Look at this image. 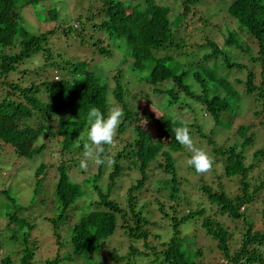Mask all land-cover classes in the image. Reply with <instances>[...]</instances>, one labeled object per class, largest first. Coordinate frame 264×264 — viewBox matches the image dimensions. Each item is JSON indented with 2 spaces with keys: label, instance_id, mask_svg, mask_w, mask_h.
I'll use <instances>...</instances> for the list:
<instances>
[{
  "label": "trees",
  "instance_id": "1",
  "mask_svg": "<svg viewBox=\"0 0 264 264\" xmlns=\"http://www.w3.org/2000/svg\"><path fill=\"white\" fill-rule=\"evenodd\" d=\"M97 1L101 4L94 7L101 18L91 27L103 35L94 43L100 56H112L121 49L114 71L103 68L98 57L84 59L53 49L51 36L70 31L59 15L58 0H0V148L9 145L19 161L36 153L52 154V162H40L34 170L32 200L42 186L43 175L55 169L51 178L54 187L49 190L55 215L47 220L55 244H66L67 252L47 259L45 264L79 257L88 261L101 254L118 220L127 234L125 253L131 261L150 255L149 248L154 260L162 264H264V141L247 156L252 150L247 147L264 132V0H213L216 5L209 16L200 5L210 0H175L174 5L166 0ZM33 6L39 7L38 21L56 25L30 30L22 12L32 11ZM90 18L88 13L86 19ZM80 19L76 14L79 26L73 28L82 37ZM135 79L147 83L144 96L137 95ZM242 92L248 97L253 120L234 126L240 118L234 106L239 108ZM134 98L139 101H132ZM151 98L179 109L195 107L216 126L226 122L230 133L218 144L215 126L206 134L200 119L187 122L170 116L159 111ZM111 106L124 112L114 137L124 145L116 153L108 151L110 145H106L104 164L97 166L90 160L88 168L81 169L84 144L88 143L83 137L88 111L97 107L107 115ZM138 116L143 118L139 123ZM150 126L154 130H149ZM180 126L206 139L214 156L213 166L219 164V179L223 176L234 181L238 191L231 193L220 181L214 187L203 180L198 189L206 196L208 207L197 204L180 216H171L170 235L163 241L161 233L153 230L159 218L145 215L135 198L152 176L160 175L157 171L169 177L170 190L178 188L175 155L184 145L177 142L173 130ZM108 164L109 186L124 168L138 169L136 182L125 190L123 205L98 184ZM74 169L83 173L82 182L71 178ZM0 192L12 208L6 214L10 227L25 206L9 188ZM257 204L259 221L250 216L257 213ZM243 206L246 210L250 206L249 213L239 210ZM189 219L199 221L205 235L213 240L219 253L217 261H204L199 245L183 235L182 226ZM229 221L237 224L235 230ZM25 223L27 230L8 236L21 246L19 261L6 255L0 264H32L37 240H29L33 225ZM139 240L142 246L135 245ZM106 252L108 249L105 258L123 259ZM101 258L105 260L102 254Z\"/></svg>",
  "mask_w": 264,
  "mask_h": 264
},
{
  "label": "rangeland",
  "instance_id": "2",
  "mask_svg": "<svg viewBox=\"0 0 264 264\" xmlns=\"http://www.w3.org/2000/svg\"><path fill=\"white\" fill-rule=\"evenodd\" d=\"M166 1L171 3V5L177 3L175 0ZM212 2L213 0H210V3H202L200 5L201 10L207 16L214 12L212 8L215 7L216 3ZM58 3V7H60L59 12H61L59 15L61 18L63 17L66 20L64 24H69L70 31L66 35L60 33V36H51L50 41L52 43L53 49H60L64 51V53L66 52L68 55L73 54L85 56L80 57L84 59L98 57V61L102 63L103 68L114 71V69L117 68L120 60L119 57L121 49L119 48L118 50H115L112 56H100L97 52V45L94 43L96 39L101 38L103 35L100 31L92 30L91 27L92 23L98 22L99 18H101L97 12V9L94 7L100 5L101 3H98L97 0H80L77 2L76 0H58ZM38 8V6H33L32 11H20L23 13L25 24L30 30L37 32L40 31L39 28L47 29L51 25H56V22L52 21L44 22L40 19V21H38L37 18H40V13L37 12ZM88 13L91 16L90 20L86 19ZM76 14L81 17L80 22L84 33L82 37L85 39L83 42L82 37H80L79 33H76V30L73 28L75 23H77L79 26V23L75 20ZM196 24L198 23L196 22ZM247 60H249V58ZM32 64H35V59ZM246 64L250 65L251 63ZM27 66L28 69H32V65L27 64L26 67ZM222 72L228 73L226 71ZM237 72L243 73L244 70H237ZM229 75L233 76V73ZM133 82L137 87L135 88L137 95L139 97L144 96L147 92V83L138 79L133 80ZM151 99L159 111H163L170 116L179 117V119L187 122L194 118L200 119V123L202 125L201 129L206 134L209 133L210 129L215 126V128L218 129V134H215L214 138L218 144H222L223 138L227 137L228 133H230V129L227 128L229 125H227L226 122L220 121L219 125L217 124L216 126L213 123V120L210 119L211 117L208 118L204 114L202 115L201 111L195 107H190L187 105L185 108L179 109L177 106L165 104V101H161L159 99L156 100L155 98ZM132 101L138 102L139 100L134 98ZM250 103L254 105L253 100ZM248 104V97L242 92V101L239 108L234 106L236 112L235 115H239L238 117H240L236 118V123L234 126H236L242 120L245 122L248 120H253V116L249 110ZM231 112L234 111L231 110ZM142 119L143 118L138 116L136 121L139 123L142 121ZM6 123L7 122H5V124ZM149 130H154V128L150 126ZM191 137L194 146L208 152L214 161V156L212 152L209 151L211 150V145L209 143L207 144L206 139L196 133L192 134ZM263 141L264 132L262 131L261 134L257 135V139H253L252 145L247 147L252 149L250 152H248L247 156H250L251 152L255 150V148H257ZM123 145L124 142L121 143L119 140L114 139L112 144L109 146L108 151L116 153L115 151L120 150ZM10 151L9 145H3V147L0 148V189L4 187L9 188L10 192L16 197L17 202L20 205H24L25 208L18 211V221L17 219H14L10 227H7L6 214L10 213L12 208L10 207L8 201L3 198V195H1L2 192H0V259L2 256L7 255L15 262L19 261L18 251L20 250L21 246H19L18 242L9 239L8 236H10L14 231L19 234V230L20 232L22 230H27V225L25 223L26 221L33 225V228L30 230L29 240L33 238L37 240V246L34 249L32 264H45L47 259H52L57 255L61 257L67 252L66 244L62 245V247H57V244H55L52 236V226L47 220L48 218L55 215V211L52 209V193H49V190H52L54 187L53 182L51 181V178L53 180L55 175V169L53 167L48 169L47 173L43 175L42 186H39V192L36 194V198L32 200L33 188L30 182L34 175V170L40 162H52V154L47 151L43 153H36L32 158L19 161L17 155L15 153H11ZM190 156L191 152L185 146L183 150L175 155L177 165L176 170L180 177L178 178L180 183L176 190H170V181H168L169 177L164 172L156 170V173L160 172V175L152 176V178H150L152 181H147L142 186V189L137 192V196L135 198L138 206L141 207V210L145 215L150 217L152 214H155V217L159 218L156 220V224L153 225L155 226L153 230L161 233L160 239L163 241L166 240L170 235L169 221L171 220V216H180L185 211H187V209H192L197 204H202L206 208L208 207L206 205V203H208L206 196L203 195L198 189L203 180L209 184L213 183L214 187H217V183L220 181L231 193L238 191L237 184L234 181L227 180L223 176H221L219 179V164L212 166V168L206 173H198L187 164V160ZM129 164L126 162V165ZM91 166L92 170H94L95 168L93 163H91ZM110 170L111 165L108 164L106 171L104 170L102 176L100 177L101 179H97L98 184L101 185L104 191H108L110 198L123 205L125 204V190L128 186L136 182L139 175L138 169L133 167L124 168L121 174L115 178L114 185L109 186L106 175ZM127 171L128 173H126ZM149 171L153 172L151 170ZM82 176L83 173L77 169L71 171V178L75 181L82 182ZM149 183L152 184V187L150 188L148 186ZM87 194L89 195V193ZM161 206L162 211L159 210V207ZM245 208L243 206L240 207L239 210L245 211ZM256 208L257 213L254 214L253 212L250 214V216L254 215L252 217L253 219L257 220L258 218L260 220L261 214L259 204L256 205ZM249 210L250 206L249 208L247 207L246 214L249 213ZM119 224L120 220H118L115 231L107 238L106 246L104 245L102 247L101 254L105 259L104 261L101 258V254H99L90 258L88 261L82 257H79L76 260H64L59 264H162L157 260H154L152 256L153 251L149 248L148 250H150V255L147 257L138 256L134 259V261L129 260L126 256L127 254L125 253V251L128 250L127 234L123 232ZM227 224L234 228V230L235 226L237 225L234 221H229ZM182 229V232H184L183 235L188 237V241L199 245L201 251L204 254V261L215 262L218 260L219 253L215 252V247L212 245L213 240L209 236L205 235L204 229L200 227L199 221H193L189 219L183 224ZM158 240V238L155 239L156 242ZM135 245L142 246V240L135 242ZM107 249L108 252L106 253H109L110 251L114 252L118 255H122L123 259L118 261L113 260L111 257L105 258V251ZM211 249L212 251H210Z\"/></svg>",
  "mask_w": 264,
  "mask_h": 264
},
{
  "label": "clouds",
  "instance_id": "3",
  "mask_svg": "<svg viewBox=\"0 0 264 264\" xmlns=\"http://www.w3.org/2000/svg\"><path fill=\"white\" fill-rule=\"evenodd\" d=\"M76 25L77 23H75ZM123 117L124 112L119 106L109 107L107 115L97 107L89 109L88 127L83 134L88 143L84 144L83 158L79 163L81 169H87L90 160L97 166L105 163L102 158L105 146L112 144ZM173 131L177 142L191 152V156L187 160L188 166L198 173L208 172L213 166V158L205 150L194 146L189 128L180 126Z\"/></svg>",
  "mask_w": 264,
  "mask_h": 264
}]
</instances>
